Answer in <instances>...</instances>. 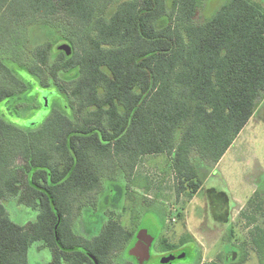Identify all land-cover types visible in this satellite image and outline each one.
Returning a JSON list of instances; mask_svg holds the SVG:
<instances>
[{
    "label": "trees",
    "instance_id": "16d2710c",
    "mask_svg": "<svg viewBox=\"0 0 264 264\" xmlns=\"http://www.w3.org/2000/svg\"><path fill=\"white\" fill-rule=\"evenodd\" d=\"M204 1L0 0V24L16 27L12 38L1 32L10 39L0 46V109L30 88L12 62L65 96L71 110L55 104L28 130L0 113V264H29L35 243L52 252V264H113L108 255L128 249L134 233L110 221L89 239L75 231L74 220L99 201L106 181L123 175L135 185V170L147 156H168L178 197L193 200L201 191V166L221 161L264 97V7L228 0L198 24ZM37 26L54 28L62 41L56 51L49 44L33 50L27 67V37ZM61 45H70L72 54ZM37 97L7 110L35 114L39 105L30 102ZM122 196L133 198L125 189ZM9 197L38 210L37 221L13 222L4 205ZM144 209L132 210L137 225ZM254 235L264 264V229ZM189 242L198 245L184 237L169 247ZM238 249L230 264L247 261V250ZM201 259L200 250L193 264Z\"/></svg>",
    "mask_w": 264,
    "mask_h": 264
},
{
    "label": "rangeland",
    "instance_id": "374dc122",
    "mask_svg": "<svg viewBox=\"0 0 264 264\" xmlns=\"http://www.w3.org/2000/svg\"><path fill=\"white\" fill-rule=\"evenodd\" d=\"M227 1L205 0L195 22L202 24L211 19ZM252 1L264 7V0ZM15 29V23L0 24V46L10 39L9 33L3 36L1 32L13 33ZM15 35L16 33H13L11 38ZM61 41V37L52 27L31 28L27 37L24 63L28 67L32 51L38 47L49 44L56 51ZM8 66L11 69L15 66L16 72L30 87L28 94L23 95L22 99H8L0 109V113L5 112L7 119L13 124L22 129H32L48 118L55 104L61 105L71 114L65 96L56 90L44 88L39 78L31 76L24 68L12 62H8ZM34 96L38 97L30 103L37 107L39 105L42 108L39 112L31 114L30 109H21L24 115L18 117L11 115L12 112L15 113L14 108L12 112L7 110V106L29 103L25 102L26 99ZM149 158L155 159L152 161L153 170L147 177L141 167L136 169L135 185L128 186L127 181L123 180V175L116 182L110 180L104 183L105 189L99 201L95 205L85 206L83 215L74 220L73 226L77 233L92 239L100 234L112 216L118 217L123 212V228L135 234L138 225L133 221L132 210L145 206L139 224L141 229H149L160 241L161 237H166L168 242L176 245L180 244L184 237L189 240L193 238L198 243L199 246L195 242H189L184 248H180V252L188 253V258L178 264L194 263L200 250L202 259L199 264H230L237 259L240 247H244L249 255L245 264H259L253 238L257 228L264 229V97L257 102L253 117L221 161L216 166L207 163L201 166L204 184L193 200L185 194L177 196L175 173L168 156ZM15 164L24 165L21 159ZM145 179H148L149 190L143 187V184H146ZM118 189H121V195ZM123 189L130 192L133 198L123 197ZM147 203H150V207H146ZM4 205L10 219L18 225L29 226L38 219L39 211L21 204L16 197L5 199ZM164 208L167 214L162 210ZM222 252L229 254L230 259H219ZM157 255L162 254L158 252ZM126 256L129 264H140L131 251ZM157 258L160 260V256ZM28 260L29 264H52L53 255L42 243H35L29 250ZM153 264H159V261L156 260Z\"/></svg>",
    "mask_w": 264,
    "mask_h": 264
},
{
    "label": "flooded vegetation",
    "instance_id": "af4514ba",
    "mask_svg": "<svg viewBox=\"0 0 264 264\" xmlns=\"http://www.w3.org/2000/svg\"><path fill=\"white\" fill-rule=\"evenodd\" d=\"M41 109L42 108L39 106V108L34 109L33 112L35 113L39 112ZM93 205H95V203H93ZM122 210H123V207H122ZM122 216H123V212H122V215L118 217L112 216L105 225H108L110 221H117L119 222L120 226L123 229V217ZM121 220H122V223H121ZM164 223H165L164 226H166L167 225L166 220ZM136 231L137 232L134 234V237L130 241L128 249L127 248L123 249V246H121L120 248L114 250V253H115L113 254L114 256L112 255L110 256V254L108 255V258L114 257L113 264H129L127 260L128 258L126 256L129 251H131V253H134L135 256L133 257H135L136 259H139V258L144 259L147 257L146 249L148 246L147 244H145V240L142 241L141 238L145 236L143 235L144 232L147 233L148 236L154 237V235L151 234L149 229H146V228L141 229L139 225L136 228ZM164 239L168 241L166 237H161V241L158 238H155V240L151 243V245L149 246V260L145 262V264L146 263L153 264L156 260L159 261V264H178L179 262L186 261V259L188 258V253L186 252V257L182 258L183 252H180L181 251L180 248H184V247H179V248L169 247L170 245H175V244L170 243V242L165 244ZM158 252H160L162 255H157ZM159 256H160V260L157 258ZM94 264H100V262L94 260ZM187 264H190V263H187Z\"/></svg>",
    "mask_w": 264,
    "mask_h": 264
},
{
    "label": "water",
    "instance_id": "95a60500",
    "mask_svg": "<svg viewBox=\"0 0 264 264\" xmlns=\"http://www.w3.org/2000/svg\"><path fill=\"white\" fill-rule=\"evenodd\" d=\"M59 50L65 52L68 56H70L72 54V48H71L70 45H61L59 47ZM143 235H145V236L142 237L141 240L142 241L145 240V244H147V246H148L147 249H146L147 257L144 258V259L139 258L138 262L140 264H145V262H147L149 260V246L155 240V236L154 237L153 236H148L147 233H145V232H144ZM131 254H132V256H135L134 253H131ZM184 257H186V253H183L182 258H184Z\"/></svg>",
    "mask_w": 264,
    "mask_h": 264
},
{
    "label": "crops",
    "instance_id": "0c3cea01",
    "mask_svg": "<svg viewBox=\"0 0 264 264\" xmlns=\"http://www.w3.org/2000/svg\"><path fill=\"white\" fill-rule=\"evenodd\" d=\"M148 157V158H147ZM147 157H145V158H143L142 159V161H141V163H139V165H138V167H137V169L139 168V167H141V171L142 172H145L144 173V176H145V174H146V176H147V174L148 173H151V171L153 170V164H152V161L153 160H155V159H153V158H149L150 156H147ZM151 157H157V156H151ZM156 161H157V159H156ZM155 168V167H154ZM148 177V176H147ZM142 180H144V177H142ZM146 180H148V179H146ZM139 188H142V187H139ZM146 189V188H145ZM229 221V220H228Z\"/></svg>",
    "mask_w": 264,
    "mask_h": 264
}]
</instances>
